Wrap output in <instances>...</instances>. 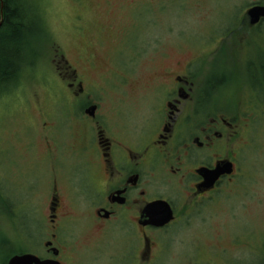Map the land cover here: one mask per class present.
I'll return each mask as SVG.
<instances>
[{
    "label": "flooded vegetation",
    "instance_id": "flooded-vegetation-1",
    "mask_svg": "<svg viewBox=\"0 0 264 264\" xmlns=\"http://www.w3.org/2000/svg\"><path fill=\"white\" fill-rule=\"evenodd\" d=\"M232 5L241 12L211 18L198 44L211 46L210 64L202 53L150 74L155 59L147 54L152 79L128 112L122 100L111 109L107 101L126 87L129 72L95 83L82 71L91 60L78 51L52 60L53 116L43 108L39 121L47 188L23 204L33 220L5 203L0 264H88L83 255L94 264L93 254L110 259L104 264H158L172 248L160 232L174 238L211 230L219 199L264 197V15L257 22L249 16L264 0ZM77 199L90 207L85 227L100 229L90 248L68 240L82 225L72 214ZM156 216L169 219L159 225ZM189 262L201 259L192 254Z\"/></svg>",
    "mask_w": 264,
    "mask_h": 264
},
{
    "label": "rangeland",
    "instance_id": "rangeland-1",
    "mask_svg": "<svg viewBox=\"0 0 264 264\" xmlns=\"http://www.w3.org/2000/svg\"><path fill=\"white\" fill-rule=\"evenodd\" d=\"M35 1L46 18L47 35L36 41L39 56L22 71L19 84L0 94V213H5V203H9L10 207H21L22 215L30 220L35 219L34 214L23 204L30 205L31 199H38L39 193L47 188L49 166L44 156L39 155L44 151L39 143V121L43 108H47L50 118L53 116L52 60L57 55L64 53L73 59V53L78 51L77 54L88 57L91 62L84 63L82 71L88 81L95 83L103 82L104 75L129 72L126 87L124 84V88L113 90L107 101L111 109L115 100H122L127 104L122 107L128 112V108L139 107L141 95H146L152 79L147 76L149 52L155 59L150 61L154 65L150 74L154 71L159 74L164 68L174 69L202 53L210 64L211 46L198 45L204 33L211 31L207 23L211 18L233 17L241 12L239 6L232 5L241 0ZM216 5L225 7V13L223 9L221 13L214 10ZM225 26L220 23L218 28ZM119 80L120 77L116 79ZM107 81L106 85L110 86L114 79L110 77ZM42 198L45 200L46 195ZM82 199H77L72 208L73 216L81 219L82 225L78 224L77 231L69 232L68 240L90 248L98 242L100 229L95 224L85 227L90 207ZM218 201L211 230L181 232L174 238L159 233L160 239L170 241L172 248L164 251L158 264H189L192 254L200 257V264H264V197ZM6 224L0 216V236ZM109 242L107 246L114 249L116 237ZM81 257L85 263H91L92 256ZM93 258L94 264L110 260L101 255L97 260L95 254Z\"/></svg>",
    "mask_w": 264,
    "mask_h": 264
},
{
    "label": "trees",
    "instance_id": "trees-1",
    "mask_svg": "<svg viewBox=\"0 0 264 264\" xmlns=\"http://www.w3.org/2000/svg\"><path fill=\"white\" fill-rule=\"evenodd\" d=\"M35 4L0 0V94L19 84L22 71L39 56L36 41L47 35V21Z\"/></svg>",
    "mask_w": 264,
    "mask_h": 264
},
{
    "label": "water",
    "instance_id": "water-1",
    "mask_svg": "<svg viewBox=\"0 0 264 264\" xmlns=\"http://www.w3.org/2000/svg\"><path fill=\"white\" fill-rule=\"evenodd\" d=\"M264 15V7L263 6H254L249 10V16L252 22H257L261 16ZM149 216H150V209H149ZM159 220L158 224L162 225L164 221H167L169 218H164L162 216H156Z\"/></svg>",
    "mask_w": 264,
    "mask_h": 264
},
{
    "label": "bare ground",
    "instance_id": "bare-ground-1",
    "mask_svg": "<svg viewBox=\"0 0 264 264\" xmlns=\"http://www.w3.org/2000/svg\"><path fill=\"white\" fill-rule=\"evenodd\" d=\"M0 88H2V87L0 86Z\"/></svg>",
    "mask_w": 264,
    "mask_h": 264
}]
</instances>
